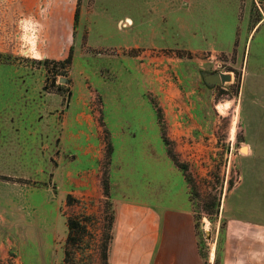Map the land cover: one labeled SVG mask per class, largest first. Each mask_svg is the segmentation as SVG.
Segmentation results:
<instances>
[{"label":"rangeland","instance_id":"obj_1","mask_svg":"<svg viewBox=\"0 0 264 264\" xmlns=\"http://www.w3.org/2000/svg\"><path fill=\"white\" fill-rule=\"evenodd\" d=\"M204 71L233 79L208 87ZM3 111L38 114L39 183L55 197L23 201L0 264H103L104 243L109 264L113 200L174 206L181 172L207 264L230 221L264 226V0H0Z\"/></svg>","mask_w":264,"mask_h":264},{"label":"crops","instance_id":"obj_2","mask_svg":"<svg viewBox=\"0 0 264 264\" xmlns=\"http://www.w3.org/2000/svg\"><path fill=\"white\" fill-rule=\"evenodd\" d=\"M247 9L248 6L244 11H248ZM239 12L236 14L237 19ZM243 15L244 22L247 23L249 15L245 12ZM158 16L163 18L162 15ZM127 19L129 23L134 22L131 17ZM180 19L182 21V18ZM239 24L241 22L234 25V35L228 40H236ZM198 32L208 34L205 27H200ZM209 34L214 39H219L222 31L213 28ZM250 59L249 49L250 64H247L246 68L247 78L249 79L248 74L252 73L254 86L260 89L259 85L263 79L260 71L263 69L261 70L259 66L262 64L259 63L258 66ZM249 65L253 68L248 69ZM37 121L38 114L0 112V251L6 248V242H11L9 233L11 235L22 233L18 217L24 215L22 208L26 204L30 208H37L38 203L34 201L40 189L44 191L45 201L48 198L47 203L51 193L53 200L55 197L54 191L41 187L39 183L41 173H45L44 170L41 171V167L50 168V163L41 160ZM51 144L54 151V143ZM178 170L181 172L179 168ZM51 171L55 175L53 164ZM181 175L182 182L185 183V186L183 185L185 196L178 197L174 206L132 201L118 204L112 199L118 209L109 264H207L201 255L189 187L182 172ZM24 200L26 203L23 205ZM34 229L38 231L37 226ZM211 263L209 259L208 264ZM222 264H264V226L237 220L230 221L225 233Z\"/></svg>","mask_w":264,"mask_h":264},{"label":"trees","instance_id":"obj_3","mask_svg":"<svg viewBox=\"0 0 264 264\" xmlns=\"http://www.w3.org/2000/svg\"><path fill=\"white\" fill-rule=\"evenodd\" d=\"M77 19H78V15L76 16V18H75V21L77 22ZM54 64H56V65H61L63 68H67L69 65H71V63H72V56L70 55L66 60H64V61H60V62H53ZM45 65H50L51 63L48 61V60H46L45 61V63H44ZM50 71V70H49ZM48 71V72H49ZM51 72H53V71H51ZM57 75H59V74H55V76H57ZM175 165L178 167V168H181V169H183V167L182 166H180L177 162H175ZM103 188H104V194H105V196L107 197V198H110V185H109V179H108V177H106V178H103ZM68 228H69V230L70 231H72V230H74V229H80V225L78 224V223H74L73 221H71V220H68ZM70 231H69V233H70ZM113 238H114V236L113 237H111V240L113 241ZM70 239H71V235H69V237H68V242L70 241ZM108 250H109V248H108V245H107V243H104V245H103V247H102V256H103V264H108ZM220 257H219V259H218V264H221V261H222V252H220ZM201 255H202V257H203V254H202V252H201ZM204 258V257H203Z\"/></svg>","mask_w":264,"mask_h":264},{"label":"water","instance_id":"obj_4","mask_svg":"<svg viewBox=\"0 0 264 264\" xmlns=\"http://www.w3.org/2000/svg\"><path fill=\"white\" fill-rule=\"evenodd\" d=\"M202 77H203L204 83L208 87H215L217 85H223L227 81L231 82L233 79L231 73H223V72L210 73V72L204 71L202 72ZM60 81L62 83H66L67 80L65 78H61Z\"/></svg>","mask_w":264,"mask_h":264},{"label":"bare ground","instance_id":"obj_5","mask_svg":"<svg viewBox=\"0 0 264 264\" xmlns=\"http://www.w3.org/2000/svg\"><path fill=\"white\" fill-rule=\"evenodd\" d=\"M221 104H222V103H221ZM225 105H226V104H225ZM218 107H219L220 111H221L222 113H224L222 106H218ZM236 131H237V129H236V122L234 121L233 124H232V127H231V135H232V137L235 135ZM208 226H209V224H208V222H207V223H206V229H209ZM211 257H213L212 254H211Z\"/></svg>","mask_w":264,"mask_h":264}]
</instances>
